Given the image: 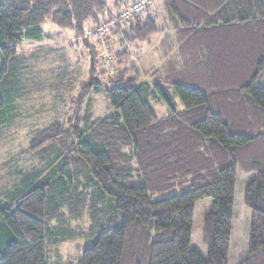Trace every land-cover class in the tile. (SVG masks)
I'll return each mask as SVG.
<instances>
[{
  "label": "trees",
  "instance_id": "1",
  "mask_svg": "<svg viewBox=\"0 0 264 264\" xmlns=\"http://www.w3.org/2000/svg\"><path fill=\"white\" fill-rule=\"evenodd\" d=\"M127 3L0 0V82L22 42L47 37L43 25L87 41L86 29ZM147 8L102 41L90 38L108 48L115 73L101 80L94 52V83L81 85L65 117L27 129L26 172L0 198V264H46L47 253L52 264H72L58 253L72 243L83 246L74 264H229L237 172L255 175L243 190L250 232L239 264H264V0ZM170 28L176 49L150 50L146 67L141 49ZM13 83L0 89V127L19 114ZM96 90L103 115L93 119L84 109ZM151 100L168 114L158 117ZM205 199L203 257L191 235Z\"/></svg>",
  "mask_w": 264,
  "mask_h": 264
},
{
  "label": "rangeland",
  "instance_id": "2",
  "mask_svg": "<svg viewBox=\"0 0 264 264\" xmlns=\"http://www.w3.org/2000/svg\"><path fill=\"white\" fill-rule=\"evenodd\" d=\"M159 3L160 0H151L148 11L157 10ZM119 8H113L112 18L117 15ZM42 28L44 36L47 35V37L38 43L22 42L23 45L17 48L16 57L10 61V69L3 74L4 79L0 82L1 89L14 80V92L18 94V97L15 96V99H18L14 106H17L19 113L14 120L0 127V198L6 195V189L9 186L12 187L11 189L14 188L13 183L19 181L20 170L26 172L27 129L33 122L37 123L50 115L56 118L65 117L67 104L73 100V96H78L81 85L90 79L89 66L92 64L90 57L93 53L96 52L95 55L101 63L98 66L101 80L115 73L114 59L110 51L105 48L103 42L98 41H102V38L93 40L87 37L89 39L85 41L74 37L70 30L60 29L49 23ZM120 29H122L121 26L118 31ZM91 45L94 46V50ZM148 52L149 50L144 54V62H141L145 63L146 67H148ZM130 59L137 62L134 52H130ZM156 68L159 69V66L156 65ZM101 71H104V76ZM261 81L264 84V75ZM89 83L94 81L91 79ZM90 98L85 104L84 114L93 119L100 118L103 115L102 94L96 90ZM150 106L158 117L165 116L169 112L163 101L151 100ZM254 176V174L244 175L240 172L236 174L234 231L231 238L229 264H239L247 256L250 211L243 203V190L246 183ZM210 206L209 199L197 202L192 226L191 248L203 257L207 254V247L201 239L203 217ZM70 246H74V243ZM70 246H64L58 253L62 261L74 264L80 257L83 246H80L81 248ZM52 260L47 253L46 264H52Z\"/></svg>",
  "mask_w": 264,
  "mask_h": 264
},
{
  "label": "built area",
  "instance_id": "3",
  "mask_svg": "<svg viewBox=\"0 0 264 264\" xmlns=\"http://www.w3.org/2000/svg\"><path fill=\"white\" fill-rule=\"evenodd\" d=\"M151 0H132L126 5L122 6L117 15L111 18L108 22H105L99 26H93L88 28L84 32L85 37H93L97 39L103 38V36L109 31L111 27L119 26L121 22L130 19L136 14H140L146 7L150 5Z\"/></svg>",
  "mask_w": 264,
  "mask_h": 264
},
{
  "label": "crops",
  "instance_id": "4",
  "mask_svg": "<svg viewBox=\"0 0 264 264\" xmlns=\"http://www.w3.org/2000/svg\"><path fill=\"white\" fill-rule=\"evenodd\" d=\"M162 17L163 16H159V18L161 20H162ZM165 21H166V18H165ZM175 36H176V34H175V30L173 28L172 29L171 28L165 29L164 31L155 34L153 37H151L149 45H147L149 52H150V50L153 49L154 52L156 53V52H158L157 50H161V48L164 46H165L164 48H171L174 51L177 47ZM167 42L170 43V45H167ZM141 51H142L141 55H144L145 54V48L143 47L141 49ZM262 75H264V73ZM262 75H261V77H262ZM233 222H234V218H233ZM233 228H234V223L232 225V235H233V231H234Z\"/></svg>",
  "mask_w": 264,
  "mask_h": 264
}]
</instances>
